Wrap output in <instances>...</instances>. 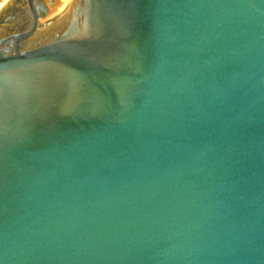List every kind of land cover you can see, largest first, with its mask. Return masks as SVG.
<instances>
[{
    "label": "water",
    "instance_id": "water-1",
    "mask_svg": "<svg viewBox=\"0 0 264 264\" xmlns=\"http://www.w3.org/2000/svg\"><path fill=\"white\" fill-rule=\"evenodd\" d=\"M0 10V264H264V0Z\"/></svg>",
    "mask_w": 264,
    "mask_h": 264
},
{
    "label": "bare ground",
    "instance_id": "bare-ground-1",
    "mask_svg": "<svg viewBox=\"0 0 264 264\" xmlns=\"http://www.w3.org/2000/svg\"><path fill=\"white\" fill-rule=\"evenodd\" d=\"M12 0H1L0 2V10L10 3ZM48 8V12L46 15L47 19H54L59 16L70 4L72 0H43Z\"/></svg>",
    "mask_w": 264,
    "mask_h": 264
},
{
    "label": "rangeland",
    "instance_id": "rangeland-1",
    "mask_svg": "<svg viewBox=\"0 0 264 264\" xmlns=\"http://www.w3.org/2000/svg\"><path fill=\"white\" fill-rule=\"evenodd\" d=\"M0 2H1V0H0Z\"/></svg>",
    "mask_w": 264,
    "mask_h": 264
}]
</instances>
